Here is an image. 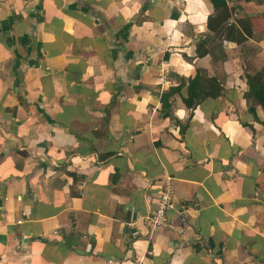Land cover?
<instances>
[{
	"label": "crops",
	"instance_id": "crops-1",
	"mask_svg": "<svg viewBox=\"0 0 264 264\" xmlns=\"http://www.w3.org/2000/svg\"><path fill=\"white\" fill-rule=\"evenodd\" d=\"M197 73L218 95L189 108ZM249 78L264 0H6L0 264H264ZM167 185L174 228H152Z\"/></svg>",
	"mask_w": 264,
	"mask_h": 264
},
{
	"label": "trees",
	"instance_id": "trees-1",
	"mask_svg": "<svg viewBox=\"0 0 264 264\" xmlns=\"http://www.w3.org/2000/svg\"><path fill=\"white\" fill-rule=\"evenodd\" d=\"M230 32L233 31V29H228ZM207 84H209V80L205 81ZM204 83V79L201 77L199 73L190 80V95L188 98H185V102L189 108L195 107L201 100L205 99L209 95L217 96L218 91L214 92L213 89L211 91L199 92V88L202 86ZM249 85L250 89L246 93L247 97H254L261 105L264 106V83L260 80H257V78H249ZM195 90L194 95L196 98L193 97V92ZM173 94V90H170L167 93H164L163 95V102H164V107H171V103L169 102V99L171 95ZM254 110V109H252ZM83 216L88 218L90 217L89 213H83ZM116 224H115V229L114 232L116 231Z\"/></svg>",
	"mask_w": 264,
	"mask_h": 264
},
{
	"label": "built area",
	"instance_id": "built-area-1",
	"mask_svg": "<svg viewBox=\"0 0 264 264\" xmlns=\"http://www.w3.org/2000/svg\"><path fill=\"white\" fill-rule=\"evenodd\" d=\"M6 0H0V5H2ZM167 185L166 189L160 195L159 200L157 201V206L155 209L150 211L146 215V219L152 228H158L160 226H168L174 228V225L168 220L167 212L174 205L173 195ZM179 232H183L184 228H178Z\"/></svg>",
	"mask_w": 264,
	"mask_h": 264
},
{
	"label": "clouds",
	"instance_id": "clouds-1",
	"mask_svg": "<svg viewBox=\"0 0 264 264\" xmlns=\"http://www.w3.org/2000/svg\"><path fill=\"white\" fill-rule=\"evenodd\" d=\"M5 2H6V1H5ZM5 2H4V3H5ZM4 3H3V4H4ZM0 6H1V5H0Z\"/></svg>",
	"mask_w": 264,
	"mask_h": 264
}]
</instances>
